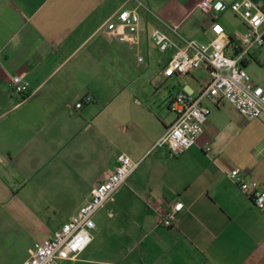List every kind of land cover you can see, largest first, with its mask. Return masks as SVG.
<instances>
[{
    "label": "crops",
    "instance_id": "0c3cea01",
    "mask_svg": "<svg viewBox=\"0 0 264 264\" xmlns=\"http://www.w3.org/2000/svg\"><path fill=\"white\" fill-rule=\"evenodd\" d=\"M199 1L0 0V247L22 250L0 264H21L37 240L52 236L121 153L136 168L93 214L89 245L62 264H264V209L227 175L237 167L264 188V115L246 119L204 97L207 121L196 143L176 156L155 146L174 120L169 100L200 88L147 97L149 86L182 77L163 76L174 50L159 52L151 32L166 22L209 42L212 19ZM121 8L140 17L137 44L106 27ZM226 12L235 22L219 21ZM214 20L235 52L245 24L228 9ZM263 47L241 61L247 72ZM14 74L28 81V98L11 93ZM249 75L264 90V77ZM177 204L175 224L165 227L161 214Z\"/></svg>",
    "mask_w": 264,
    "mask_h": 264
},
{
    "label": "built area",
    "instance_id": "2783aa9c",
    "mask_svg": "<svg viewBox=\"0 0 264 264\" xmlns=\"http://www.w3.org/2000/svg\"><path fill=\"white\" fill-rule=\"evenodd\" d=\"M198 6L212 19L209 42L188 39L177 31L175 25L166 22H163L165 29L155 28L151 32V41L159 52L174 50L163 65L164 77L186 75L198 68L209 74L208 82L197 95L180 90L169 100L168 109L174 114V120L156 140L155 146H165L171 156L190 148L203 132L208 114L207 107L201 103L204 97L216 105L223 101L229 103L246 119L264 115V90L241 65L243 58L249 56L254 47L264 46V0H233L230 3L200 0ZM226 9L236 14L246 26L245 31L234 35L238 47L233 53L228 50L231 41L224 26L214 20L218 13ZM139 23L137 12L121 8L106 27L116 32L119 41L137 44ZM9 82L11 93L21 99L29 97V84L22 74L10 76ZM89 100L90 97L86 96L76 102L75 107L79 108L83 101ZM116 161L108 178L94 187L90 200L63 222L52 236L37 240L21 264H62L64 260L74 259L89 245L93 239L91 229L95 226L93 214L125 182L137 165L124 153L119 154ZM227 175L242 191L249 193L257 208L264 209V188H260L254 180L249 181L246 173L237 167L231 168ZM181 210L180 204L174 205L161 214L160 223L165 227L174 225Z\"/></svg>",
    "mask_w": 264,
    "mask_h": 264
},
{
    "label": "rangeland",
    "instance_id": "374dc122",
    "mask_svg": "<svg viewBox=\"0 0 264 264\" xmlns=\"http://www.w3.org/2000/svg\"><path fill=\"white\" fill-rule=\"evenodd\" d=\"M231 18L230 14L226 12L224 16L220 17V22L223 24H227L230 21L235 22V20H224L225 18ZM262 57L260 58V62L257 63V61L252 60V64L250 65L248 72L253 75V78L259 82L260 78L264 77V47L262 49ZM167 57H164L163 60H165ZM209 80V74L206 70L202 68L198 69H192L188 74L182 75V77H179L178 80L175 82L174 85H172V81L165 80L157 89H155L153 86H149L148 89H146L147 97L149 99L156 98V95L160 94V92H177L178 89H180L183 85H188L189 87L198 90L206 85V83ZM145 92V91H144ZM158 92V93H157ZM138 99H141L142 96H136ZM6 249L0 247V260L1 261H14L17 257L18 251H21L19 248L15 251H10L8 253L5 252ZM15 252V253H12Z\"/></svg>",
    "mask_w": 264,
    "mask_h": 264
}]
</instances>
